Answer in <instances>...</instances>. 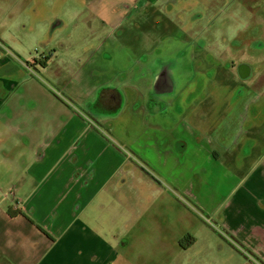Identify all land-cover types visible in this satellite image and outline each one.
Here are the masks:
<instances>
[{
	"label": "rangeland",
	"instance_id": "1",
	"mask_svg": "<svg viewBox=\"0 0 264 264\" xmlns=\"http://www.w3.org/2000/svg\"><path fill=\"white\" fill-rule=\"evenodd\" d=\"M166 2L172 9L171 14L158 15L155 8ZM197 14L203 17L193 23ZM213 24V30L225 24V39L223 35L214 37L207 31ZM201 42L205 48L197 54L178 53L202 50ZM253 44L262 48H255ZM241 46L244 48L240 59L250 64V75L254 77L259 68L252 60L264 48V0H0V72L13 74L18 70V80L12 81L15 85L6 86L11 92L3 90L7 78L0 74V97L13 96L14 102L8 103L6 108L17 111L13 115L4 113L2 119L16 122L19 116V108H15L16 90L18 81L24 78L20 69L32 62L38 63L37 70L43 76L39 75L40 79L52 83L60 79L62 84L66 83L65 93L68 89L78 90L87 76L92 79L94 75L106 76L99 71L105 64L113 73L118 66L120 72L115 74L120 81L132 77L136 82L147 84L155 69L169 67L177 83L176 94H181L179 89L185 83L197 79L196 61L191 74L189 60L206 58L199 71L201 86L196 99L200 100L202 88L210 83L213 75L208 63L215 66L221 59L233 60L236 51L230 50ZM72 58L80 60L79 67L71 64ZM47 61L51 66L43 73L39 63ZM29 82L30 78L24 85L28 86ZM228 83L229 77L224 93L228 95L227 106H231L239 95L233 97L235 86ZM138 89L143 93L142 87ZM85 94L86 90L82 96ZM127 94V109L113 126L115 137L98 136L100 147L97 150H102L95 169L99 166L98 183L89 185L85 214L80 217L92 234L110 249L102 256L82 253L80 248L91 242L76 236L67 248L73 259L70 263L223 262L222 254L211 247L214 240L238 239L234 234L241 230L243 223H264V165L244 180L235 163V154L222 147L215 148L222 143V131L228 126L215 99L204 106L200 103L194 111L186 108L188 101L179 109L187 113L186 125L199 130H195L193 138L186 136L188 147L180 159L178 154L182 155L183 149L178 150V147L182 144L163 148L159 141L153 140L141 120L128 112L135 91L132 89ZM178 101L172 95L159 106ZM70 102L73 103L72 99ZM217 105L219 109L214 108ZM247 119L250 123L251 118ZM51 121L52 129L60 135L58 122ZM46 131L39 133V142L48 141L46 137L40 138ZM27 137L31 140L30 135ZM258 139L264 147V134L260 138L252 136L246 143L252 145ZM58 143L56 139L55 144ZM106 147L108 152L104 150ZM262 148L256 149L255 154ZM67 149L65 145L52 152L45 150L49 153L48 159L34 161L40 167L37 177L31 178L33 184L47 178L44 191L54 199L59 190L53 187L55 172L65 171L62 163L68 161L67 155L64 156ZM85 150L91 152L88 147L77 149L75 153ZM215 152L219 153L220 161L213 166ZM171 153L178 156L173 157ZM262 153L264 149L259 155ZM113 160L120 163L117 172ZM248 164L253 166L257 161L248 160ZM27 175L29 173H24V177ZM221 179L231 182L221 198L212 199L210 190H217ZM166 180L175 183L169 184ZM25 215L26 221L32 219L29 211ZM234 250L237 253V249Z\"/></svg>",
	"mask_w": 264,
	"mask_h": 264
},
{
	"label": "crops",
	"instance_id": "2",
	"mask_svg": "<svg viewBox=\"0 0 264 264\" xmlns=\"http://www.w3.org/2000/svg\"><path fill=\"white\" fill-rule=\"evenodd\" d=\"M0 74L7 78L2 85L3 90L11 92L6 86L15 85L12 81H17V70L13 74L7 72ZM7 100L4 96L0 97V110ZM16 112L14 109L0 113V152L5 158L0 157V264H71L73 259L68 255L67 248L76 236L91 242L87 247L80 248L82 253L102 256L104 251L110 248L105 247V244L80 220L85 214L89 185L95 181L98 183L99 166L96 171L95 169L102 150H97L100 141L96 133L81 129L79 122L74 120L72 125H67L65 131L58 128L61 136L52 127L40 137L41 140L46 137L48 141L39 142L41 133L39 130L24 137L19 136L17 130L19 116L16 122L2 119L4 113L13 115ZM240 131L242 130L236 129L224 134L228 145L223 149L235 154V163L246 180L253 175L254 170L264 165V153L259 155L264 147L261 139H258L261 145L250 150L251 144L248 145L245 140L255 136V131L239 133ZM28 135L31 140H28ZM256 136L261 137L260 134ZM56 139L59 140L57 145ZM65 145L68 149L64 156L67 155L68 161L61 162L65 166V171L58 169L55 172L56 179H52L53 187L59 189L54 199L44 191L47 178L41 179L36 185L33 184L31 178L37 177L40 167V164H34V161L45 157L48 159L49 153L45 150L52 152L54 148H63ZM88 147L91 152L85 150L75 153L77 149ZM260 148L262 150L255 154L256 149ZM104 150L108 152L109 148L106 147ZM110 156L112 157V154ZM213 158L212 164L215 166L220 161L217 152ZM248 160L257 161V164L252 166L248 164ZM113 162L117 172L120 163L118 160ZM24 173L29 175L24 177ZM168 182L175 183L171 180ZM230 182L221 179V186L217 190H210L211 198L216 200L221 198ZM27 211L32 217L28 221L24 217ZM234 235L238 239L212 242L211 247L216 248L223 257V262L219 264H264V223H243L241 230Z\"/></svg>",
	"mask_w": 264,
	"mask_h": 264
},
{
	"label": "flooded vegetation",
	"instance_id": "3",
	"mask_svg": "<svg viewBox=\"0 0 264 264\" xmlns=\"http://www.w3.org/2000/svg\"><path fill=\"white\" fill-rule=\"evenodd\" d=\"M167 2L159 4L160 9L158 7L155 8L158 15L160 13L171 14L172 9L168 6ZM202 17L200 14L195 15L192 19L193 23L201 20ZM213 26L214 24L209 25L207 31H211L214 37L223 35L225 39V24H223V28L217 27L214 30ZM199 44L202 50H180L178 53L181 54L183 51H188L197 54V52L203 51L205 48L203 42ZM253 45L255 48H262V46ZM243 48L241 46L237 50H230L236 51L235 57L231 61L221 59L215 63V66L208 63L209 72L213 73V75L210 83L202 88V98L200 100L196 99L199 93L198 89L201 86L198 80L200 78L199 71L205 65L206 58H196V60L192 57L189 60L192 67L191 74L194 73L193 65L196 61L195 72L197 73V79L195 82L191 80L185 83L182 86L183 88L179 89L181 94H176L177 83L173 80L169 67L168 69H161V67L155 69L149 76L150 80L147 84L145 82H136L132 77L125 81H120L115 74L120 72L118 66L113 73V69H110L105 64L101 66L99 71L106 76L94 75L93 79L87 76L83 80V83L79 85L78 90L68 89V93H65L66 83L62 84L60 79H55L53 83L40 79L39 75L42 78L43 76L40 70H37L38 63L32 62L20 69L24 78L18 81L17 96H15V108H19L20 114L17 122L18 134L24 137L28 133H35V130H39L42 133L52 128L51 119H55L59 124L58 128L60 130L63 129V131L67 129V125H72L75 122L74 120H76L79 122L81 129L94 132L97 137L101 134H110L112 137H115L114 123L126 111V105L128 104L127 91L129 92L133 89L135 91L134 100L128 112L141 120L144 129L150 133L153 140L159 141L161 147L168 148L172 145L182 144L181 147H178V150L183 149L182 155L181 153H175V155L171 153L173 157L179 155V158L182 159L188 147V144L185 142L188 141L186 136L193 138L195 130L199 132L192 125L190 128L186 125L187 113L183 111L181 113L179 110L185 106L187 101L189 102L186 106L188 111H194L200 103L204 106L214 99L215 103H219L221 106L220 112L224 114V122L228 126H225L222 131V143L215 148L220 149L228 145L224 134L231 130H242L239 133H243V131H255L254 135L257 138L256 134H260V136L264 134V127L260 126V124H264V102H262L264 100V48L252 60L254 65L259 68L258 74L254 77L250 75V64L240 59ZM70 60L73 66L79 67L80 60L73 58ZM48 62L44 64L43 62L39 63L42 65L41 71L43 73H46L51 66V63ZM200 63L202 65L198 67ZM240 66L241 68H239ZM239 69L248 77L241 79ZM228 77L230 78L228 85L235 86L233 97L236 98L239 95V99H235L234 101L235 105L231 104V106H227L228 95L224 93L226 90L224 84ZM29 78L31 82H29L28 86L24 85ZM51 85L55 89H52ZM140 87H142L143 93L138 89ZM84 90H86V94L82 96ZM146 90H148L147 96L145 95ZM66 95L68 98H66ZM172 95H175V98L179 99L177 103L175 102L172 105L171 102H167L159 106ZM4 97L8 100L5 106L1 107L0 113L7 110L8 103L14 102L13 96L8 94ZM71 99L73 103L70 102ZM156 101L159 102L157 103ZM214 108L219 109V106L217 105ZM74 109H77L79 113ZM69 116L73 117V119L69 118ZM249 117L251 118L250 123L248 119L247 121L245 120ZM228 121L232 123L230 124ZM213 134L216 135L217 130L213 131ZM240 139L241 137L239 141ZM247 140L249 139L245 141ZM260 145L259 142H255L251 145V149L254 146ZM24 155H26L25 150ZM217 156L220 157L219 153H217ZM0 157L3 158L2 152H0ZM166 181L168 182V180Z\"/></svg>",
	"mask_w": 264,
	"mask_h": 264
},
{
	"label": "water",
	"instance_id": "4",
	"mask_svg": "<svg viewBox=\"0 0 264 264\" xmlns=\"http://www.w3.org/2000/svg\"><path fill=\"white\" fill-rule=\"evenodd\" d=\"M239 68H241V66ZM239 75H240L241 79L244 77H248L247 75L244 74V72L241 69H239Z\"/></svg>",
	"mask_w": 264,
	"mask_h": 264
}]
</instances>
